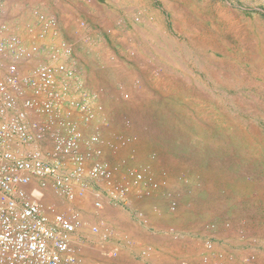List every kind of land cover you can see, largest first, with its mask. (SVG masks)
<instances>
[{"label": "rangeland", "instance_id": "obj_1", "mask_svg": "<svg viewBox=\"0 0 264 264\" xmlns=\"http://www.w3.org/2000/svg\"><path fill=\"white\" fill-rule=\"evenodd\" d=\"M25 4L20 13L1 5L0 16L22 25L34 8L60 17L70 63L110 119L104 135H131L119 153L165 180L125 203L94 181L73 200L49 189L45 203L82 220L84 240L73 236L82 260L180 264L195 245L211 259L224 215L223 226L237 231L230 237L252 246L241 264H264V0Z\"/></svg>", "mask_w": 264, "mask_h": 264}, {"label": "built area", "instance_id": "obj_2", "mask_svg": "<svg viewBox=\"0 0 264 264\" xmlns=\"http://www.w3.org/2000/svg\"><path fill=\"white\" fill-rule=\"evenodd\" d=\"M31 16L23 23L27 37L0 16V264H86L73 244L82 220L45 203L48 190L73 200L94 181L125 203L132 194L151 196L165 180L119 153L131 135L103 134L110 119L99 93L71 65L74 46L57 17L35 8ZM122 123L129 125L126 117ZM204 244L211 249L209 240ZM202 262L224 264L220 256Z\"/></svg>", "mask_w": 264, "mask_h": 264}, {"label": "crops", "instance_id": "obj_3", "mask_svg": "<svg viewBox=\"0 0 264 264\" xmlns=\"http://www.w3.org/2000/svg\"><path fill=\"white\" fill-rule=\"evenodd\" d=\"M27 2V0H14V2L10 3L7 0H0V6H7V7H11V9H17L13 12H17L20 13L24 7V5H26L25 3ZM5 8V7H4ZM21 10V11H20ZM6 18V15H5ZM21 18V16H20ZM60 18V17H59ZM58 18L59 21V25L61 26L64 25V23H62V21H60V19ZM7 20L13 25L15 26V28L17 29L18 33L21 34L23 37H27V34L25 33L24 29H23V25L20 23V20H15V22H12L11 19L8 18L7 16ZM68 24H70V22H68ZM17 25V26H16ZM18 25H20V27L18 28ZM66 33V30H65ZM68 33V31H67ZM83 52H85V48L83 49ZM89 53V52H88ZM103 134H108L107 130L103 128ZM106 137V135H105ZM124 154V153H123ZM105 156H107V158H109L111 161H115L117 160V156H110L108 150H105ZM228 216V214H226ZM224 215L218 217L217 222L219 223L218 226V230L217 232H215L213 235V240L215 241V245H216V251H214L213 253H210V260H213L215 258H217L218 256H220L223 260H224V264H241L242 262H244V255L247 254V251H249L252 246L251 245H245L244 246V240L242 241H238L235 239H232L230 236H234V232H237L234 229H226L223 226V217ZM233 216V215H232ZM241 232V231H239ZM75 234L77 235V237H79L81 240H84V235L83 233H81L78 229L76 230ZM244 237V236H241ZM189 255H186L187 257V262L188 264H205L202 262V259L206 256H208V252L203 251L202 247H199L198 245H195L193 250H187V252ZM163 261H160L159 264H163ZM174 263V262H173ZM257 261L254 263L256 264ZM153 264V263H151ZM252 264V263H251Z\"/></svg>", "mask_w": 264, "mask_h": 264}]
</instances>
